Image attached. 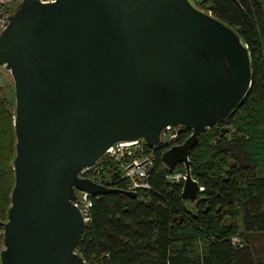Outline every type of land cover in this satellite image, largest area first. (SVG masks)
<instances>
[{"label":"water","instance_id":"water-1","mask_svg":"<svg viewBox=\"0 0 264 264\" xmlns=\"http://www.w3.org/2000/svg\"><path fill=\"white\" fill-rule=\"evenodd\" d=\"M0 69L12 80L15 136L0 264H86L75 191L137 194L79 172L117 143L159 148L167 126L191 133L161 161L183 166L181 198L194 203L190 153L252 78L238 33L191 0H21L0 33Z\"/></svg>","mask_w":264,"mask_h":264},{"label":"trees","instance_id":"trees-1","mask_svg":"<svg viewBox=\"0 0 264 264\" xmlns=\"http://www.w3.org/2000/svg\"><path fill=\"white\" fill-rule=\"evenodd\" d=\"M241 37L251 59V88L234 114L202 133L190 153L191 176L202 191L181 198L183 173L164 168L153 150L149 191L135 198L106 194L92 199L91 222L76 252L86 264H264L247 234L264 232V9L262 0H191ZM14 103L0 85V223L7 219L14 184ZM190 135L183 129L178 144ZM0 226V248L2 244ZM238 237L240 245L231 239Z\"/></svg>","mask_w":264,"mask_h":264},{"label":"built area","instance_id":"built-area-1","mask_svg":"<svg viewBox=\"0 0 264 264\" xmlns=\"http://www.w3.org/2000/svg\"><path fill=\"white\" fill-rule=\"evenodd\" d=\"M20 1L0 0V33L7 24L9 16L15 12H12L11 5L14 2L19 4ZM41 1L53 2L54 0ZM182 130V128L176 126L164 128L160 134V147L168 150L173 146L179 145L177 142ZM153 150L155 149L149 148L143 141L117 143L107 149L104 156L94 166L80 171L78 178L89 179L95 184L106 188L119 189L136 194L142 191H149L151 187L148 183V178L154 166ZM167 179L174 183H183L185 170L183 173H175L168 176ZM93 198L95 197L84 191L76 190L75 198L72 201V205L81 213L85 227L91 222L90 211L93 206ZM231 241L235 245H240L238 237H233Z\"/></svg>","mask_w":264,"mask_h":264},{"label":"crops","instance_id":"crops-1","mask_svg":"<svg viewBox=\"0 0 264 264\" xmlns=\"http://www.w3.org/2000/svg\"><path fill=\"white\" fill-rule=\"evenodd\" d=\"M247 241L253 257L264 262V232L248 233Z\"/></svg>","mask_w":264,"mask_h":264},{"label":"rangeland","instance_id":"rangeland-1","mask_svg":"<svg viewBox=\"0 0 264 264\" xmlns=\"http://www.w3.org/2000/svg\"><path fill=\"white\" fill-rule=\"evenodd\" d=\"M263 3V9H264V0H262ZM18 3L14 2L11 7H12V12L15 11L16 7H17ZM203 10V9H201ZM205 11V10H204ZM206 12V11H205ZM0 85L3 87V89L5 90V93L7 95V97L11 100H13L14 103V93H13V85H12V80L9 76L8 73H6L5 71H3L2 69H0Z\"/></svg>","mask_w":264,"mask_h":264}]
</instances>
